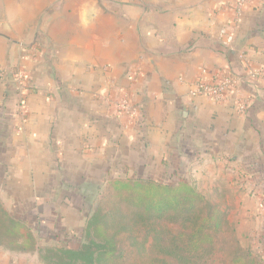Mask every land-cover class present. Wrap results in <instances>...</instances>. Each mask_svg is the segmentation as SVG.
<instances>
[{
    "label": "crops",
    "instance_id": "1",
    "mask_svg": "<svg viewBox=\"0 0 264 264\" xmlns=\"http://www.w3.org/2000/svg\"><path fill=\"white\" fill-rule=\"evenodd\" d=\"M234 1L0 0V72L21 67L28 84L24 96L0 84L5 172L54 179L68 163L92 178L120 162L202 188L264 163V81L247 76L264 69V0L244 9L228 47L219 33ZM222 73L239 79L224 102L192 96ZM121 97L135 118L117 111ZM14 256L0 251V264H27Z\"/></svg>",
    "mask_w": 264,
    "mask_h": 264
},
{
    "label": "trees",
    "instance_id": "2",
    "mask_svg": "<svg viewBox=\"0 0 264 264\" xmlns=\"http://www.w3.org/2000/svg\"><path fill=\"white\" fill-rule=\"evenodd\" d=\"M0 247L43 264H264L245 250L228 214L187 179L110 180L78 248L39 247L0 199Z\"/></svg>",
    "mask_w": 264,
    "mask_h": 264
},
{
    "label": "rangeland",
    "instance_id": "3",
    "mask_svg": "<svg viewBox=\"0 0 264 264\" xmlns=\"http://www.w3.org/2000/svg\"><path fill=\"white\" fill-rule=\"evenodd\" d=\"M131 165L109 163L101 167L104 173L84 178L78 177L77 165L67 163L63 165L64 171L59 168L61 173L54 179H45L48 174L43 173L44 178L36 180L32 172L31 178L23 180L21 173L16 171L17 174L8 175L0 164V199L13 217L32 228L39 247L76 249L83 241L89 217L106 193L110 180L142 178L171 181L167 177L151 179L147 174L134 173L129 169ZM133 165L137 168L143 166L140 163ZM252 170L246 175H238L239 179L224 180L220 185L207 181L201 188L193 184L208 200L227 212L241 246L264 263V163L258 162ZM0 251L8 250L0 247ZM12 254L24 257L27 264H43L38 252Z\"/></svg>",
    "mask_w": 264,
    "mask_h": 264
},
{
    "label": "built area",
    "instance_id": "4",
    "mask_svg": "<svg viewBox=\"0 0 264 264\" xmlns=\"http://www.w3.org/2000/svg\"><path fill=\"white\" fill-rule=\"evenodd\" d=\"M255 0H235L233 4V19L229 25L224 27L219 37L228 47H232L236 37L237 29L240 25L241 17L245 8L251 5ZM248 78L251 81H264V69L250 70L248 72ZM10 78L11 84L14 86L15 92L24 96L27 89L26 73L21 68H15L11 71L3 70L0 72V84L7 81ZM239 84V79L222 73L218 76L217 80L213 83L204 79L200 80L198 84L192 87L191 94L193 97H205L212 99L215 102H224L227 94L233 91ZM250 106V100L242 99L238 102V113L245 114ZM115 107L119 113L127 114L128 116L135 118L138 115V110L135 109L130 103L127 97L118 98L115 102ZM20 118L24 122L26 117V104L22 100L19 103Z\"/></svg>",
    "mask_w": 264,
    "mask_h": 264
}]
</instances>
